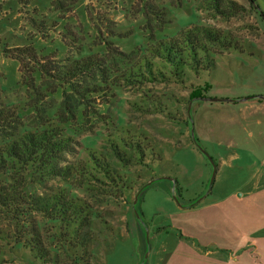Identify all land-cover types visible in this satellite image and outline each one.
Listing matches in <instances>:
<instances>
[{"label":"rangeland","instance_id":"obj_1","mask_svg":"<svg viewBox=\"0 0 264 264\" xmlns=\"http://www.w3.org/2000/svg\"><path fill=\"white\" fill-rule=\"evenodd\" d=\"M219 1L226 16L215 13L210 0H85L70 13L57 10L55 0H0V106L17 104L21 109L32 96L17 63L2 55L4 44L7 48L30 46L38 56L46 58L45 62L63 67L74 59L99 55L109 70L107 82L111 91L92 104L99 115L92 113V109L87 114L88 123L83 127L86 131L74 135L75 143L67 159L77 160L85 147L97 148L109 158L104 139L116 128L144 135L154 150L153 158L160 159L154 162L147 151L149 167L138 164L123 169L113 163L119 166L118 171L130 175V194L108 195L114 188L106 179L103 183L90 180L82 187L68 189V195L84 201L93 212L90 231H81L82 235H90L91 242L80 252L67 248L58 234L49 230L46 219L34 210L37 198L65 183L44 179L42 184L25 186L23 192H18L24 194L18 206L23 214L20 217L24 225L35 226L38 232L36 237L29 231L23 232L21 241L25 244L40 238V246L47 252L41 249L46 255L37 261L35 254L39 252L35 249L30 253L23 248L12 251L7 242L18 233L13 229L15 221L10 214L0 211V264H174L184 257L188 264H196L193 261L201 257V252L183 249L196 243V239L192 233H182V207L200 199L208 202L230 193L239 195L254 187L261 186L262 193L264 19L260 20L247 0ZM231 3L243 11L229 15L238 10H233ZM255 4L264 16V0H255ZM187 26L226 32L232 40L239 41L243 53L223 52L227 62L217 59L213 72L190 76L183 84L169 79L127 86L118 79L123 65H115L118 55L112 48L127 52L139 47L143 51L154 40ZM154 62L165 76L171 75L158 59ZM99 79L85 77L82 85L105 86ZM34 81L38 87L59 84L38 76H34ZM205 82L210 84L207 99L229 101L188 102L191 89ZM244 100H261L260 109L242 112ZM60 101L57 88L54 94L40 99L37 106L40 110L55 109ZM158 105L165 106L166 113L156 111ZM35 121V114L26 111L15 127L30 128ZM256 121L260 124L256 125ZM201 151L215 160L216 173L210 189L212 166ZM174 180L179 187L178 197ZM143 184L146 186L139 190ZM139 195L138 220L132 205L138 204Z\"/></svg>","mask_w":264,"mask_h":264},{"label":"trees","instance_id":"obj_2","mask_svg":"<svg viewBox=\"0 0 264 264\" xmlns=\"http://www.w3.org/2000/svg\"><path fill=\"white\" fill-rule=\"evenodd\" d=\"M83 1L85 0H55L54 6L59 11L70 13ZM210 1L209 5L215 13L227 15L221 1ZM247 1L260 20L264 19L263 14L258 11L255 0ZM231 5L233 10L234 7L238 10L232 11L229 15L243 11V8L233 3ZM112 50L118 55L115 65L117 62L123 65L118 79L127 86L156 81L165 82L169 79H175L183 84L191 79L190 76H202L213 72L217 67V59L227 62L228 60H224L223 52L232 50L243 53L239 41L232 40L226 32L202 26L183 27L170 36L154 40V44L147 46L143 51L139 47L127 52H121L116 48ZM1 53L5 58L17 63L18 71L27 89L32 90L30 100L23 104L21 109L17 104L0 106V211L11 215L15 221L13 229L19 234L9 238L7 245L12 251L23 248L30 253L35 249L37 254L39 252L38 255L35 254L37 261L44 259L43 256L46 254L41 252V249L45 248L40 246V238H32L25 244L21 241L23 232L29 231V234L35 235L38 228L24 225L25 222L20 217L23 214H20L18 207L24 194L18 192H23L25 186L42 184L44 179H48L62 181L65 185L55 188L47 196L37 198L34 201L36 207L34 210L46 219L49 230L58 234L67 248L80 252L86 247V243L91 242L90 235L88 233L82 235L81 231L83 228L90 231L89 221L93 212L84 201L68 195V189L82 187L89 184L90 180L103 183L106 179L114 188L113 191L107 192L108 195L130 194L132 191L128 178L130 175L121 173L118 167L124 169L138 164L149 167L146 159L147 151L151 152L154 162H159L160 159L153 158L154 150L148 146L149 143L144 135L118 128L104 139L110 150L109 158L97 148L85 147L82 156L77 160L70 162L67 159L75 143L74 135L79 131H86L83 127L88 123L87 114L92 109V113L99 115L91 108L92 104L97 98L106 97L111 91L107 82L109 70L101 56L86 55L72 60L63 67L45 62L46 58L38 56L36 50L30 46L7 48L4 44ZM248 55L252 56L253 52H248ZM154 59H158L165 69H170L171 75L165 76ZM187 71L192 74L186 73ZM34 76L40 79L47 78L59 84L54 86L53 83H49L45 87H38L35 85ZM85 77L91 80L99 77V83L105 86L82 85L85 83ZM57 88L60 89L61 95L58 106L55 109L53 107L38 109L37 104L40 99L47 94H54ZM209 89L210 84L207 82L192 88L187 101L207 98L206 93ZM26 111L34 113L36 121L30 128L17 129L15 125L18 124L21 114ZM156 111L166 113L167 110L165 106L158 105ZM12 129L15 131H8ZM212 160L215 163V160ZM114 162L119 166H115ZM145 186L146 184H143L139 190ZM174 188L178 197L179 187L176 180H174ZM140 196L138 204L132 205L138 220L140 217L136 207L139 205ZM45 251L47 252V249Z\"/></svg>","mask_w":264,"mask_h":264},{"label":"crops","instance_id":"obj_3","mask_svg":"<svg viewBox=\"0 0 264 264\" xmlns=\"http://www.w3.org/2000/svg\"><path fill=\"white\" fill-rule=\"evenodd\" d=\"M242 105V112H256L261 100H244ZM182 210L185 231L180 232L186 236L192 233L196 239V243L185 245L183 249L201 252V257L193 263L264 264V189L261 193V186L208 202L200 199L192 205H184ZM184 258L173 260L174 264H188V259Z\"/></svg>","mask_w":264,"mask_h":264},{"label":"water","instance_id":"obj_4","mask_svg":"<svg viewBox=\"0 0 264 264\" xmlns=\"http://www.w3.org/2000/svg\"><path fill=\"white\" fill-rule=\"evenodd\" d=\"M201 100L203 101H211V102H228L229 100H224V99H207V98H202ZM202 154L207 158L209 164L212 166V175H211V179H210V187L211 188L212 184H213V180L215 177V173H216V166L215 163L213 162V160L211 159L210 156H208L205 152L201 151Z\"/></svg>","mask_w":264,"mask_h":264}]
</instances>
